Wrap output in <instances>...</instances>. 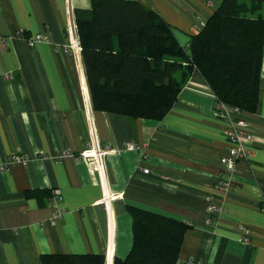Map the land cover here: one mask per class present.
<instances>
[{
  "label": "crops",
  "instance_id": "obj_1",
  "mask_svg": "<svg viewBox=\"0 0 264 264\" xmlns=\"http://www.w3.org/2000/svg\"><path fill=\"white\" fill-rule=\"evenodd\" d=\"M134 1L158 12L182 46L218 7ZM91 9L92 0H0V264H43V254H102L114 264L133 245L131 206L189 223L177 264H264V52L257 109L243 114L255 140L226 174L227 122L198 69L162 119L94 108L82 50L61 48L68 24L78 29ZM37 33L48 39L30 46L26 37ZM91 142L117 150L103 167L79 158Z\"/></svg>",
  "mask_w": 264,
  "mask_h": 264
},
{
  "label": "trees",
  "instance_id": "obj_2",
  "mask_svg": "<svg viewBox=\"0 0 264 264\" xmlns=\"http://www.w3.org/2000/svg\"><path fill=\"white\" fill-rule=\"evenodd\" d=\"M264 0H221L205 26L182 46L153 9L134 0H92L78 21L95 109L162 119L198 69L216 97L257 109L264 52ZM134 241L114 264H177L189 223L131 206ZM43 264H104L102 254H43Z\"/></svg>",
  "mask_w": 264,
  "mask_h": 264
},
{
  "label": "built area",
  "instance_id": "obj_3",
  "mask_svg": "<svg viewBox=\"0 0 264 264\" xmlns=\"http://www.w3.org/2000/svg\"><path fill=\"white\" fill-rule=\"evenodd\" d=\"M221 0H207L210 4H217L219 5ZM199 30L205 26V21H201L199 23ZM68 42L64 44L61 48L66 53H76L81 52L82 50V43L78 33V29L76 24L72 21L68 24ZM17 36H25L23 29H20L17 32ZM27 42L30 46H35L38 42L43 40H47L48 37L42 33H37L35 35H31L26 37ZM188 46V45H187ZM216 107L219 111L220 116H222L226 122V128L224 131L225 136L229 140L230 146L227 151L223 154L221 158V163L224 167V171L226 174L233 173L236 170L237 161L243 157H247L249 154V144L254 142L255 136L248 130L249 123L244 117V111L239 107H231L230 105L226 104L223 101H220L218 98ZM127 149H136L141 148L142 145L134 143V142H127L125 145ZM117 151L115 148L111 147L110 145H106L104 147L88 143V146L80 153L79 158L86 159L94 166H101L102 160L105 156H107L110 152ZM67 153L66 150H63L58 157L62 158ZM22 155H14V160H23ZM5 165H0V169H4ZM103 167V165H102ZM101 167V168H102ZM144 171L148 172V168H144ZM222 177L227 180L228 175H222ZM228 184V183H226ZM62 199V192L59 188H55L52 190L51 195V203L53 205H57L58 202ZM109 198L106 199V201ZM218 206L213 202L209 201L207 206V211L210 214L216 212ZM62 217V213L58 210L55 214L53 222H57ZM246 240V238H244ZM184 264H203L200 261L195 260L194 258L190 257L184 261Z\"/></svg>",
  "mask_w": 264,
  "mask_h": 264
}]
</instances>
